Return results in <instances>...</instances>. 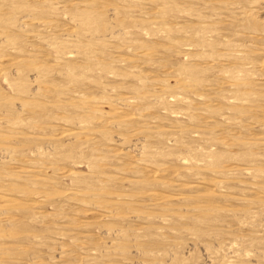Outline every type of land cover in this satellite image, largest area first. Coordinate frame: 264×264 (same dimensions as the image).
<instances>
[{"label":"rangeland","instance_id":"1","mask_svg":"<svg viewBox=\"0 0 264 264\" xmlns=\"http://www.w3.org/2000/svg\"><path fill=\"white\" fill-rule=\"evenodd\" d=\"M0 197V264H264V0H0Z\"/></svg>","mask_w":264,"mask_h":264},{"label":"bare ground","instance_id":"2","mask_svg":"<svg viewBox=\"0 0 264 264\" xmlns=\"http://www.w3.org/2000/svg\"><path fill=\"white\" fill-rule=\"evenodd\" d=\"M245 15V13L242 15V16H244ZM248 17V16H247ZM84 18V17H83ZM238 19V18H237ZM83 23V22H82ZM86 23V22H85ZM45 24H47V22L45 23ZM89 25V24H88ZM203 25V24H202ZM49 26H51L50 24H49ZM203 26H205V24L203 25ZM202 32V31H201ZM198 33V32H197ZM70 35V34H69ZM200 35V34H199ZM202 36V35H201ZM205 45V44H204ZM144 54V53H143ZM144 55H146V54H144ZM21 66V65H20ZM175 98H176V96H175ZM183 100H185V99H182V98H179V99H177L176 101H179V102H183ZM187 100V99H186ZM26 106V105H25ZM126 121V120H125ZM126 123V122H125ZM124 122H123V124H125ZM128 123V122H127ZM126 123V124H127ZM130 123V122H129ZM9 124V123H8ZM130 125V124H129ZM82 139V138H81ZM230 171V170H229ZM221 183H223V182H221ZM192 187V186H191ZM190 189H192V188H190ZM101 196V195H100ZM119 200V199H118ZM155 201V200H154ZM0 204H3V200H2V198L0 197ZM8 204H10V203H8ZM6 205V204H5ZM8 206H10V205H6V206H1L0 205V211L2 212V211H6L5 209L6 208H11V206L10 207H8ZM112 213V212H111ZM8 217V216H7ZM6 220H9V219H6Z\"/></svg>","mask_w":264,"mask_h":264}]
</instances>
